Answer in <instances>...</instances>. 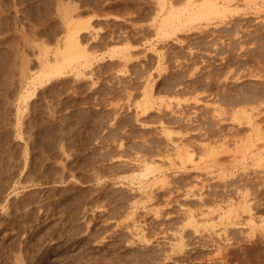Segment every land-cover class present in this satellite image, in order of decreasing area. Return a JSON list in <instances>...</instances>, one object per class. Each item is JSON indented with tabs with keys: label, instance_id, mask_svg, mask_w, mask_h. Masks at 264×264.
<instances>
[{
	"label": "rangeland",
	"instance_id": "374dc122",
	"mask_svg": "<svg viewBox=\"0 0 264 264\" xmlns=\"http://www.w3.org/2000/svg\"><path fill=\"white\" fill-rule=\"evenodd\" d=\"M230 1L171 32L157 0H0V264H264V0ZM63 10L91 69L30 83Z\"/></svg>",
	"mask_w": 264,
	"mask_h": 264
},
{
	"label": "bare ground",
	"instance_id": "6f19581e",
	"mask_svg": "<svg viewBox=\"0 0 264 264\" xmlns=\"http://www.w3.org/2000/svg\"><path fill=\"white\" fill-rule=\"evenodd\" d=\"M61 1H63V0H61ZM158 2H159V8H157L158 9V11L159 12H162L161 14H163V16L161 17V21L158 23V27L160 28L161 26H163V28L164 27H166L165 25H167L168 27H169V24L171 23H175L174 24V26L172 25L171 26V24H170V27H169V29L171 28V27H173V28H171L172 30H171V32L172 31H174V30H177V31H180L179 29L180 28H182V27H184V26H186V25H188V24H191V26H192V24L194 25V23L196 24V23H201V22H203V21H205V22H207V23H209L208 21L210 20L211 21V19L212 18H214V17H223L224 15H226L225 13L229 10L230 11V9H229V7H228V5H231L233 2L232 1H230V0H186V2H185V4H183V6L182 7H179V8H174V6L172 5V2L169 0V3L170 4H168V5H166L165 3H166V1H164V0H157ZM46 2V1H45ZM174 2V1H173ZM229 2L231 3V4H229ZM65 4H66V1H65ZM46 6V5H45ZM59 6H60V3H59ZM65 6V5H64ZM63 6V7H64ZM68 6V5H67ZM66 7V6H65ZM69 7V6H68ZM74 8V7H73ZM70 9V8H69ZM64 11V10H63ZM68 11V10H67ZM73 11V10H72ZM71 11V12H72ZM80 11V10H79ZM232 11V10H231ZM59 12V11H58ZM74 12H76L75 10H74ZM77 13V12H76ZM63 14H65V16L64 17H66V19H65V21H64V24H65V36L63 37V39L60 41V42H57L58 44H57V46L55 47V52H53L54 53V55H53V57H52V59H50V60H45L46 61V63L44 62L43 64V67L41 68V70H39V72H36L37 74L35 75V76H33L32 77V79H31V77H30V79H31V81H30V83H34L33 81L36 79V78H41V80L42 79H48V78H50L51 76H61V75H65V73L66 72H68V71H71V70H73V71H75L74 73H76V75L78 74H80V73H83L82 71L80 72V70H81V68L83 67V68H88L89 66H91L90 64V60L87 58V56H86V54H85V50H84V48H85V46H84V44H83V41H81V37H83V36H81L82 35V33L83 32H85L86 31V29H87V31H88V27H89V20H80V19H76L75 18V16H74V14H68V12H63ZM156 15V14H155ZM77 16V15H76ZM63 17V18H64ZM155 17V16H154ZM220 18V19H221ZM60 19V18H59ZM233 19V18H232ZM222 20V19H221ZM218 23V22H217ZM206 25V24H205ZM195 26V25H194ZM207 26H209V25H207ZM157 27V28H158ZM193 27V26H192ZM191 27V28H192ZM198 27V26H197ZM239 27V26H238ZM237 27V28H238ZM156 28V29H157ZM162 28V27H161ZM161 28H160V30H161ZM162 28V30H164ZM227 28H229V27H227ZM63 29V30H64ZM166 29V28H165ZM169 29H168V31H169ZM199 29H201L200 27H199ZM204 29V28H203ZM234 30H236L235 28H233ZM159 30V32H161ZM188 30V29H187ZM219 30V29H218ZM164 31H166V30H164ZM163 31V32H164ZM167 31V32H168ZM166 32V33H167ZM176 32V31H175ZM199 32V31H198ZM211 32V31H210ZM218 32V31H217ZM219 32H220V30H219ZM165 33V34H166ZM174 33V32H173ZM216 33V32H215ZM240 33V32H239ZM238 33V34H239ZM85 34V33H84ZM91 34V33H90ZM163 34V33H162ZM213 35V34H212ZM94 36H95V34H94ZM169 36V35H168ZM86 37V36H85ZM90 38H92V37H90ZM235 38V37H234ZM246 38V37H245ZM83 39V38H82ZM86 39H87V37H86ZM94 40V39H93ZM88 43V42H87ZM83 44V45H82ZM88 45V44H87ZM243 45V44H242ZM241 46V45H240ZM241 48H242V46H241ZM237 50H238V48H237ZM7 52V51H6ZM9 52H7L6 53V56H7V54H8ZM111 55H113V54H111ZM1 57V56H0ZM3 57V56H2ZM97 57V56H96ZM7 58V57H6ZM10 58V57H9ZM126 58H127V56H126ZM1 59V58H0ZM2 60H4V59H2ZM92 60V59H91ZM6 61V60H5ZM3 62V61H2ZM6 63H8V61L6 62ZM10 63V62H9ZM6 65V64H5ZM8 65V64H7ZM12 65V64H11ZM2 66V65H1ZM1 68V67H0ZM3 68V67H2ZM5 69V68H4ZM88 69H91V68H88ZM120 70V69H119ZM124 70V69H123ZM4 71V70H3ZM90 71V70H89ZM92 71V70H91ZM120 72V71H119ZM123 72V71H122ZM69 73V72H68ZM85 73H87V72H85ZM150 74V73H149ZM84 75V74H83ZM89 75V74H88ZM91 75V74H90ZM23 77H24V75H22ZM26 76V75H25ZM73 76H74V74H73ZM85 76V75H84ZM92 76V75H91ZM147 76H149V75H147ZM22 77V78H23ZM54 77H53V79H54ZM78 78H79V76H78ZM236 78V77H235ZM52 79V78H51ZM90 79V78H89ZM37 80V79H36ZM45 80V81H46ZM29 81V80H28ZM43 81V80H42ZM96 81V80H95ZM147 81V80H146ZM121 82V81H120ZM123 82V81H122ZM150 82V81H149ZM40 83V82H39ZM124 83V82H123ZM93 84V83H92ZM96 84V83H95ZM94 84V85H95ZM121 84V83H120ZM145 84H147V83H145ZM31 85V84H30ZM149 86V85H148ZM148 86H146L145 85V87H146V89H144L143 91H142V101H143V103L144 104H151L152 103V101L154 100L153 99V96H152V94H151V92L149 91V90H147V87ZM144 87V88H145ZM34 88V87H33ZM149 88V87H148ZM220 88V87H219ZM151 89V88H150ZM25 90H27V89H25ZM235 91V90H234ZM237 91V90H236ZM27 92V91H26ZM28 93V92H27ZM45 93V92H44ZM223 96H224V94H223ZM241 97L240 98H242V95H240ZM237 97V96H236ZM235 97V98H236ZM243 97H244V95H243ZM226 98V97H225ZM230 98H232V97H230ZM238 98H239V96H238ZM22 99V98H21ZM197 99H199L198 97H197ZM215 99V98H214ZM140 100V99H139ZM231 100V99H230ZM233 100V99H232ZM238 100V99H237ZM242 100V99H241ZM195 102V101H194ZM143 103H142V105H143ZM140 104V103H139ZM149 104V105H150ZM255 104H257V103H255ZM141 105V104H140ZM139 105V106H140ZM237 105V104H236ZM236 105H235V107H236ZM249 105V104H248ZM252 105H253V103H252ZM232 106V105H231ZM258 106H259V104H258ZM142 107V106H141ZM144 107H147V106H144ZM234 107V108H235ZM248 107V106H247ZM250 107V106H249ZM256 106H254L253 108H255ZM241 108V107H240ZM237 110V109H236ZM242 111H243V109H241ZM18 111V110H17ZM239 111V110H238ZM237 111V112H238ZM259 111H261L260 109H259ZM174 113H176V111H173ZM236 112V111H235ZM244 112V111H243ZM245 112H246V109H245ZM256 112V111H255ZM178 113V112H177ZM248 113V112H247ZM2 114V113H1ZM251 114V113H250ZM253 114V113H252ZM251 114V115H252ZM136 115V114H135ZM175 115V114H174ZM180 115V114H179ZM241 115H242V113H241ZM246 115V114H245ZM247 116V115H246ZM179 117V116H178ZM180 120V119H179ZM253 125H255V124H253ZM257 125V124H256ZM255 127V126H254ZM165 128V127H164ZM163 128V129H164ZM256 128V127H255ZM254 128V129H255ZM253 129V130H254ZM257 129H259V127L257 128ZM165 130H166V128H165ZM1 131V130H0ZM163 131V130H162ZM6 132V131H5ZM164 132V131H163ZM168 135H170V134H168ZM170 140V139H169ZM172 140V139H171ZM6 142V141H5ZM1 144V143H0ZM182 145V144H181ZM167 146V145H166ZM177 146H179V147H182V146H180L179 144L177 145ZM170 147V146H169ZM174 148V147H173ZM158 149V148H157ZM175 149V148H174ZM181 148H179L178 150H177V156L179 157V159L181 160V162H185V161H187V160H191L192 161V153L191 152H189L187 149H183V150H180ZM1 151V150H0ZM8 151V150H7ZM10 151V150H9ZM8 151V152H9ZM2 152V151H1ZM7 153V152H6ZM3 154V153H2ZM146 154V153H145ZM5 155V154H4ZM9 155V154H8ZM26 156V155H25ZM25 161H26V159H25ZM145 165H146V169H145V171L143 170V171H139L137 174H140L141 176H143V175H146V171H148L149 170V168H150V166H151V163H149V162H145ZM137 167V166H136ZM135 169L136 168H132L131 170H133V171H135ZM138 170V169H137ZM163 178V177H162ZM2 181V180H1ZM145 187V186H144ZM150 187V186H149ZM148 188V187H147ZM141 189H142V187H141ZM140 189V190H141ZM149 189V188H148ZM143 191H145V190H143ZM148 193V192H147ZM143 194V193H142ZM192 194H194V193H192ZM198 196V195H197ZM200 196V195H199ZM244 198V197H243ZM248 200V199H247ZM246 202V200H244V203ZM245 204H247V202L245 203ZM249 204V203H248ZM245 206V205H244ZM219 209V208H218ZM220 209H221V207H220ZM250 209V208H249ZM40 210V209H39ZM186 211V221H187V224H190L191 226H194V227H196V224H197V222L199 221V218L198 217H196L195 218V215L194 214H192V212L190 211V209H185ZM215 210H216V208H215ZM230 210V209H229ZM228 210V211H229ZM206 211V210H205ZM208 212H204L203 211V213H206V214H211L212 212H214V209H212V208H209L208 210H207ZM218 211V210H217ZM227 210H224V211H222V209H221V211L219 212L218 211V214H217V217H218V219H223L224 217H225V212H226ZM231 212V211H230ZM200 214L202 215V216H204L203 214H202V212H200ZM231 214V213H230ZM250 214H251V212H250ZM250 214H249V216H250ZM131 215V214H130ZM215 215V214H214ZM209 216V215H208ZM212 216V215H211ZM211 216H209L210 218H212ZM253 216V215H252ZM214 217V216H213ZM229 217V216H228ZM250 219L249 220H251L252 221V217L250 216L249 217ZM201 219H202V217H201ZM204 219L205 218H203V221H204ZM226 219V218H225ZM206 220V219H205ZM207 220H209V218H207ZM235 220V219H234ZM13 221V220H12ZM185 221V222H186ZM202 221V220H201ZM212 221V220H211ZM251 221H249V222H251ZM208 222V221H207ZM233 222V221H232ZM231 222V223H232ZM238 222V221H237ZM134 223V222H133ZM199 223V222H198ZM203 223V222H202ZM209 223V222H208ZM226 223V222H225ZM236 223V222H235ZM240 223V222H239ZM11 224V223H10ZM210 224H211V222H210ZM137 225V224H136ZM198 225H200V224H198ZM210 226H212V224L210 225ZM213 226H215L214 224H213ZM199 227V226H198ZM205 227V226H204ZM194 229V228H193ZM197 229V228H196ZM179 230V229H178ZM234 230V229H233ZM196 230L194 229V232H195ZM173 232V231H172ZM179 232V231H178ZM175 233H177V232H175ZM173 234H174V232H173ZM181 236V235H180ZM143 238H145L144 236H142ZM183 238V237H182ZM181 238V239H182ZM142 239V238H141ZM150 240V239H149ZM148 239H147V241H149ZM168 240V239H167ZM140 241V240H139ZM143 241H145V239L143 240ZM170 241V240H169ZM142 242V241H141ZM146 242V241H145ZM176 242V241H175ZM180 244V243H179ZM145 245V244H144ZM218 245V244H217ZM169 246H171V244L169 245ZM173 246H175V245H172L171 247H173ZM183 246V245H182ZM221 246V245H220ZM222 247V246H221ZM174 249V248H173ZM173 249H171V250H173ZM178 250V249H177ZM176 250V251H177ZM164 251H166V250H164ZM184 251V250H183ZM179 252V251H178ZM163 253V252H162ZM166 253V252H165ZM173 253V252H172ZM180 253V252H179ZM166 256H169V254L168 255H166ZM170 256H171V254H170ZM163 257V256H162ZM164 257H165V255H164ZM172 257H173V254H172ZM163 259V258H162ZM164 260V259H163ZM166 260V259H165ZM170 260V259H169ZM172 260V259H171ZM167 261V260H166Z\"/></svg>",
	"mask_w": 264,
	"mask_h": 264
}]
</instances>
